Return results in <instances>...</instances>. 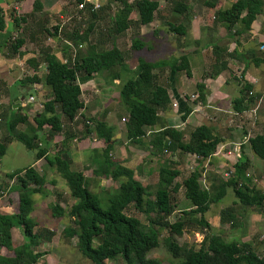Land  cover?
<instances>
[{
    "label": "trees",
    "instance_id": "obj_1",
    "mask_svg": "<svg viewBox=\"0 0 264 264\" xmlns=\"http://www.w3.org/2000/svg\"><path fill=\"white\" fill-rule=\"evenodd\" d=\"M0 0V32L9 31L11 35L6 41V47L11 55H21L29 25V15H17L15 9L1 6ZM122 5V10L109 21L107 35H117L131 25H144L153 21L154 12L157 10V0H136L130 5L127 0H113ZM208 4V3H206ZM34 11H39L41 5L34 2ZM134 8L138 13L136 21L127 19L130 10ZM171 10L183 15L187 7L180 1H173ZM98 12H87L92 19L84 32H72L64 34L69 45H65L60 51L62 58L58 57L51 49L44 47L40 51L42 63L45 65L46 74L44 85L51 93V99L42 103V111L35 114L32 123L27 115L21 114V108L9 109L6 120L7 135L0 140V162L7 151L8 144L20 142L28 150H36L35 160L44 161L53 167L57 174L64 180L69 195L74 203L68 211H64L58 203L50 206L51 215L54 218L67 216L72 226H65L62 235L67 239H74L78 252L86 258L89 264H108L109 262L122 260L123 264H162L159 260L149 258L148 253L159 245V233L157 228L168 229L170 234L181 236L185 229L209 230L210 224L205 219V214L213 204H217L227 193L231 191L238 205L243 209H253L257 213H263L264 191L251 184V178L246 176L249 168V160L239 158L231 167L228 178L220 174L207 176L209 185H202L201 178L203 168L201 162L181 180L175 164L170 157L164 159V166L158 171V180L155 191L150 187H144L134 176L133 171L111 160L109 151L113 132L106 123L97 119L91 120V126L84 124L83 138L93 134L104 142L105 147L101 151H92V161L96 168L92 170L94 178H104L119 181L117 188L106 191V197H101L104 192L90 190V179L83 172L74 171L71 168L72 160L64 144L52 156L47 155L46 148H40L37 141L38 134L44 128L48 129V137L63 132V123L60 115L68 123H73L84 109V103L80 100L81 89L79 80L90 81L96 72H106L113 80L121 78L122 65L125 63L123 54L115 46L108 49H99L96 44H88L83 53H79L78 47L86 41L87 33L94 29V21L99 18ZM264 17V0H237L228 9L219 10L214 18L226 24L227 29H234V34L246 32L258 16ZM28 25V26H27ZM238 26V27H237ZM183 31L184 29L181 28ZM55 33L57 28H54ZM168 31L173 34H181L178 27L168 24ZM19 33L13 38L14 33ZM261 33L264 37V21L261 24ZM52 36V34H50ZM35 41V40H34ZM33 41V42H34ZM145 46L140 40H133L131 49L139 50ZM72 49L76 51L73 52ZM69 51V52H68ZM73 52V53H72ZM254 53V50L252 51ZM68 53V54H67ZM257 63L264 64V51L259 54ZM36 60L27 61L32 68L38 66ZM139 71L137 75L123 82L118 90L120 104L127 113L125 123L128 141L141 142L142 137L148 134L149 145L160 153L169 150L170 153L179 151L192 154L206 160L211 157L221 143V138L212 127L201 124L190 133L186 142L183 136L174 128L166 125L164 119L159 116V111L168 109L170 98L167 88L157 81L155 70L169 68L172 72L183 71L190 76L187 59L181 57L177 61L149 62L144 59L137 60ZM217 73V72H216ZM215 73V74H216ZM38 82L36 76L20 80V86H31ZM238 97L231 101L232 111L240 114L248 108L246 105L256 100L252 94V87L244 81H240ZM31 90V88H29ZM198 100L204 102L206 91L202 83L196 85ZM29 90V92H30ZM190 114L186 110L181 116L182 120ZM23 125L24 130L18 129ZM151 128L146 134V129ZM155 128L160 129L155 133ZM67 134V133H66ZM74 138V137H73ZM67 134L65 144L73 139ZM45 141V140H44ZM248 147L251 153L259 160L264 161V134H256L248 139ZM1 165V163H0ZM15 184L10 187L17 194V208L13 214L0 212V264H42L39 259L43 253H38L35 246L42 240H48L49 232H35V221L31 218L34 209V195L46 197L45 184L47 179L40 175L32 166L5 174ZM0 185V197L2 195ZM179 189L183 190V197L190 205L181 212L180 217L173 223L167 221V217L176 206L172 194ZM102 190V189H101ZM131 206L133 210L144 215L147 224L139 219L129 216L125 210ZM231 207L224 210L230 227L236 226L237 217ZM22 231L25 242L19 246L12 245V230ZM165 249L175 261L174 264H264V255L256 253L250 243L240 241H225L220 235L211 234L204 237L202 243L195 248L193 246H178L169 238L164 240ZM3 250H7L5 254Z\"/></svg>",
    "mask_w": 264,
    "mask_h": 264
},
{
    "label": "crops",
    "instance_id": "obj_2",
    "mask_svg": "<svg viewBox=\"0 0 264 264\" xmlns=\"http://www.w3.org/2000/svg\"><path fill=\"white\" fill-rule=\"evenodd\" d=\"M35 1H38L41 5L39 11H34L33 4ZM134 1L136 0H127L126 3L130 5ZM173 1H180L183 3L187 7L186 13L179 15L176 11L171 10L170 7ZM236 1L237 0H157L158 7L154 12L152 22L139 26L131 25V27L123 32L117 35L113 34L111 37L107 35V30L110 26L108 22L107 29H104V35L103 33L101 34L104 40L105 37L110 39L111 45L122 52L125 60V63L122 65L120 79L113 80L108 73L101 71L94 73L91 77L90 81L95 83L96 76H101L103 89L106 91L105 94L107 96H109L108 94H110L112 89H115L117 84L125 82V79L134 78L139 71L137 60L142 58H137V56H135L136 60L132 63L126 61L125 54L120 45L121 40L123 38L125 41H127V38L130 39V41L140 40L145 46L139 49V51L143 50L150 54V56H152L151 51H154L155 56L161 53L167 55L168 59L170 56H176V58H173L174 61L179 60L181 57L187 59L190 76L185 74V79L179 76V73L183 71L172 72L168 68L158 69L159 74L155 71L158 83L167 88V93L170 98L168 109L159 111L158 113L159 116L164 119L166 125L180 132L184 142L188 140L190 133L195 127L201 124L212 127L218 137L221 138V143L218 145L216 152L206 160H201L195 155L185 154L179 151L170 153L169 150H165V152L163 151V153H160V150L155 151L149 145L147 133L151 128L146 129L147 135L142 137L141 142L128 141L126 130L124 128L122 129L119 122V120H122V122H126L127 120V113L123 107L121 109L126 117L115 115L112 119V117L107 116L110 113L104 115L103 119L97 116L96 119L106 123L113 132V137L110 141L111 150L109 151L111 160L131 169L135 178L144 187L157 183L158 171L165 164L163 160L168 157L174 162L175 168L180 173L179 176H177V182H181L183 179L181 177H185L187 173L191 172L197 166L198 162H201L203 168L201 178L203 181L201 184L203 186L205 184L209 185L211 182L209 180L206 182L207 176H209V179L210 175L215 177V174L221 173V168H224V166H233L238 159L242 157L249 160V168L246 171V176L250 173L248 171L253 172L254 170H256V173H264V161L257 159L248 147V139L254 135L244 131L245 127L240 125L237 120L238 117L249 116L250 111H252L251 104H247L246 106L248 108L240 114L233 112L231 107V101L238 97V85L240 81H244L252 87V94L257 97L254 103L264 100V64H256L259 56L258 53L260 52L258 49L260 47L264 48V37L260 32L261 25L259 26L260 23L257 18L252 23L249 30L234 34V29H227L225 23L214 18L217 11L228 9ZM1 6L4 7V9H15L17 15L31 14L27 20L29 29L26 33L27 41H29L30 44H34L35 42L38 43L42 37L39 35L45 33L48 41L54 44L62 41V43H64L63 47L69 45L68 40L62 38L59 33L52 31L54 29L50 30V26L54 24L52 21L56 17L71 23L75 22L74 16L71 15L69 11V6L75 9L72 0H4L1 2ZM102 9L107 24V21H110L115 14L122 10V5L113 0H106ZM127 19L133 21L138 19V13L134 8L128 13ZM168 24L173 27H178L181 34L177 35L168 31ZM182 27L184 31L181 29ZM50 32H53L52 36ZM131 32L135 34L133 37H131ZM10 35V30L0 32V83L6 85L9 92L7 98H0V115L4 116L6 120L9 115V109L14 110L21 108L20 113L27 115V117L29 114H37L39 108L42 107L38 96L41 95L42 92H46V89H42L45 85L40 80L42 72H39L41 69L45 71V65L43 63H37V61L36 63L38 66L35 69L33 68V75L38 78V82L29 86L31 90L28 96H24L22 90L17 94L14 93L15 89L20 86L18 84L20 80L15 78L18 61L16 59L10 60L4 53L6 41ZM165 39L166 42L161 44ZM171 39H173V41ZM34 40L35 42H33ZM258 40L261 43H258ZM86 41L87 42H83L79 47L82 48L88 45V38ZM101 41L96 42V40H94V43L91 44H98ZM24 44H26V42H24ZM48 46V43H46L45 47L49 48ZM63 47L57 50L60 59L62 58V53L60 51ZM253 50L254 53L252 52ZM54 53L57 54L56 52ZM28 58L36 59L33 53H27L23 55V59L19 64H22L24 59L29 61ZM155 59L161 58L156 57ZM152 62L156 61L154 60ZM90 81L87 82L89 83ZM199 83L203 84L206 91L204 105L198 102L196 85ZM20 87L24 89L23 86ZM22 96L25 100H21L19 103L14 102L15 98ZM192 96H195V98H192ZM29 97H36V99L33 98L32 101H29ZM50 99L51 93L48 99L46 98V101ZM86 102L87 101H85L84 109L80 112L79 116H82L81 114H86L84 112L87 106ZM3 103L7 105H2ZM36 104H38V108ZM14 105H17V108H14ZM188 109L190 110V114L186 116L185 120H182L181 116ZM225 114L228 116H225ZM77 121L78 119L76 118L73 123H65V125H63V132L54 135L51 139L49 137L46 138L47 133L42 135V137L45 136L43 148L47 149V155H51V149L54 144H59L60 147L64 144L73 161L76 154H86V152H88V142L97 138L87 137L81 140L83 143L77 142L75 135L80 127ZM86 122H88V119ZM248 124H250V122H248ZM251 124L253 125V122ZM159 131L160 129L155 128V133ZM66 133L72 135V138H74L65 144L66 141L64 137L67 135ZM259 134H264V132ZM76 142L78 145L75 146L74 143ZM104 147L105 145L102 141L101 148L103 149ZM82 150L83 152H81ZM94 150L100 151L99 148L92 149L91 151ZM89 160L93 164V166L92 164L91 166L93 167L92 170H94L96 168V163L91 159ZM39 161L40 159L35 162L34 166L37 164L39 165ZM191 168L192 170L188 171ZM77 171L81 172L79 170ZM249 175L251 176V174ZM250 178L253 179L252 176ZM102 182H104V180ZM117 183L119 184V181H117ZM256 184L258 188H262L264 191V174ZM99 186L101 187V185ZM182 206L186 207L185 209L189 207L187 203L182 204ZM232 207L237 217L235 226V228L238 229L237 236L241 238L242 243H250L256 253L261 254L264 252V212L259 214L250 208L243 209L238 205L235 198L232 199ZM206 221L209 223L208 220ZM258 222L259 224L261 223L263 227L255 230L254 228L257 226ZM256 231L260 233L258 234L259 237ZM257 240L259 242H257Z\"/></svg>",
    "mask_w": 264,
    "mask_h": 264
},
{
    "label": "rangeland",
    "instance_id": "obj_3",
    "mask_svg": "<svg viewBox=\"0 0 264 264\" xmlns=\"http://www.w3.org/2000/svg\"><path fill=\"white\" fill-rule=\"evenodd\" d=\"M69 11L71 15L74 16L73 17L75 19L74 23L61 20L58 17H56L52 21L54 22V24L50 26V30L57 28L56 33H59V35L62 38H64L62 34L63 32L64 34H66V32L70 33L73 31V29L81 33L86 31L88 24L92 20L89 17V13L77 12L74 8L70 6H69ZM99 15H100L99 18L96 21H94L93 31L91 33H87L86 38H88V44L94 43L93 42L94 40H96V42H99L102 40L100 43L96 45L99 49L103 50V49H106V48L108 49L111 47L110 39L105 37V40H104L101 35L102 33L104 35L105 33L104 29L105 30L107 29L106 27H108L107 25L109 21H107V24H106V17L103 15V13H99ZM83 17H85L86 19ZM257 18L259 20V23H260L259 26H260L262 22L264 21V17L260 15ZM52 31H55V30H52ZM19 33L20 32H17L14 35L18 37ZM50 34H53V32H50ZM134 35L135 34L131 32V37H133ZM24 36H25L24 39H25L26 44H23V46L21 47L22 49L20 51L22 55H13V54L11 55L7 47L4 48V53L10 60L16 59L18 61V65H16L17 73L15 75V78L17 80H23L25 78H30L33 75V68H31V66L28 63H26L27 60L24 59V62L22 64H19V62L22 61L24 54L33 53L36 59L28 58V60L33 59V60L38 61L39 63H42V59L40 57L41 56L40 51L44 49L46 43H48L49 49H51L52 52H56V53H57V50H60L64 45L62 41L55 43V44L52 43L51 41H48L47 35L45 33H42L41 35H39V36H42L41 40H39L38 43L34 41L35 42L34 44H30L29 41H27V35H24ZM171 40L173 41V39ZM164 42H166V39L163 42H161V44ZM257 42L261 43L259 40ZM131 43H132V40L130 41V39L127 38V41H125V39L123 38L120 44L122 51L125 54V59L129 63H132L133 61L136 60L135 56H137V58H142L146 61L149 60V62H152L154 60L170 62V60L174 61L173 58H176V56H170L168 59L167 55L161 54V53L155 56L154 51H151L152 56H150V54H148L147 52L143 50L135 51L131 49ZM150 43L153 44L152 42ZM87 46L88 45H85L82 48L78 47L77 50L79 51V53H83L87 49L86 48ZM72 50L73 52L76 51L75 49H72ZM258 51H260L258 53L259 55L260 53L264 51V48L260 47ZM156 57H160L161 59H155ZM155 71H157L159 74V70H155ZM39 72H42L40 80L43 83L44 76L46 74V69L45 71L44 69L43 70L41 69ZM179 76H182L185 79L184 72L179 73ZM102 82L103 81L101 80L100 75L96 76L95 83L91 81L89 83L84 82L81 79L79 80L80 89L82 87V91H81L82 95L80 96V100L83 103L87 101L86 102L87 106L85 107V111H84L86 114L84 115L81 114L82 116H79L80 115L79 114L77 117L78 119L77 123L80 124L79 130H77V133L75 135L77 138V142L83 143V141H81L83 139L82 133H84V124H86L87 119L89 123L86 125L91 126V120H95L97 116H100L101 119H103L104 115H106L107 113H110L107 116L112 117V119L114 118L115 115L116 116L121 115V116L126 117V115H124L123 110L121 109L122 105L120 104V99L117 94L122 82L120 84H117L114 90L112 89L110 94H108L109 96L105 94L106 91L103 89L104 87H103ZM239 85H240V82H239ZM239 85H238V88L240 89ZM23 88L24 89H21V87L19 86L18 88L15 89L14 93L17 94L20 90H22L24 96H28L29 90H30L29 86H26ZM42 89H46V92H42V94L38 96L40 99L39 102L41 103V106L43 105L42 103H44V101L46 102V98L48 99V96L50 95V91L48 88L44 86L42 87ZM41 90H38V91H41ZM8 96H9V92L6 88V85H3L2 83H0V98L3 97L5 99ZM33 98L36 99V97H33ZM198 102L199 104H202V105L205 104V101L202 102L199 100ZM2 105H7V104L3 103ZM36 105L38 108V104ZM251 107H252V111H250L248 117L246 116H243L240 118L238 117L237 120L240 125L245 127L244 131L249 132L251 135L263 133L264 132V100L262 102L260 101L257 103L252 102ZM41 111H42V107L39 108L38 113H40ZM225 116H228V115L225 114ZM33 117H34V114H29L28 116V119L31 123H32ZM60 118L63 119L62 120L63 125H65V123L66 124L68 123L64 119L63 116L60 115ZM119 122L122 126V129L123 128L125 129L126 122L124 121L122 122V120L121 121L119 120ZM248 122H250V124H248ZM252 122H253V125L251 124ZM5 123H6V119L4 118V116H1L0 140H2L7 135ZM18 129L24 130V126L20 125L18 126ZM44 133H47L46 138H48L47 128H44L38 134L40 140L37 141V145L40 148L44 147V142H45L44 137L45 136L42 137ZM88 137H95V136L91 134ZM77 142L74 143L75 146L78 145ZM88 147H89L88 152H86V154L85 153L76 154V157L74 156L75 159L74 161L72 160L71 168L74 171L79 170L83 172L85 176H87L91 181L90 186H89L90 190L95 191V192L100 190L104 192V194H102L101 197L105 198L106 191H103V190L115 189L117 188L118 183L117 181L110 180V179L105 180V179H99V178L93 177L92 175L93 164L89 160L93 156L92 155L93 152L91 150L97 149V148H99L100 151L103 150L101 148L102 140L92 139L88 142ZM60 148L61 147L59 146V144H54L51 149L52 153L50 156L54 155ZM81 152H83V150ZM90 152H91V156H90ZM35 154H36V150L34 151L28 150L20 142L14 141L11 144H8L7 151L5 155L2 157L1 162H0L1 163L0 165V185L1 187H3L2 195L0 197V212L4 214H13L16 211L17 203H18L17 194L10 190V187H12L15 184V180L8 179L5 176V174L11 173L16 170L24 169L29 166L35 167V171L40 175H44L47 179V183L45 184L47 195L46 197H42L36 194L33 197L34 209L31 213V218L35 221L34 231L40 232L41 234L43 233V231L51 233L48 240H42L38 242V244L34 247L38 253H43V257H41L39 261L42 264H89L90 262L78 252L76 248L75 240L67 239L62 235V231L65 226H72L71 220L67 216H64L62 218H54L51 215V210H50L51 205L58 203L64 211H68L70 206L74 203V200L69 195V192L65 185L64 180L61 179V177L57 174L55 169L51 167L50 165H48L44 161V159L42 160L40 159L39 165L37 164L36 166H34L36 162ZM228 169H229L228 167L224 166V168H221V173L228 171ZM188 171H190V169ZM255 171L256 170H254L253 172L252 171H248V172H250L249 174H251V176L253 177V179H251V184L256 186L257 185L256 182H258L263 177L264 173H256ZM249 174L248 176L251 177ZM220 175L223 176V173ZM181 178H184V176ZM103 180L104 182H102ZM99 185H101L102 188ZM148 187H150V191L153 193L155 191L156 184L149 185ZM172 197H173V202H175L176 206L174 207L173 212L167 217V221L169 223H173L176 220H178V218L181 215V212L186 208L182 206V204L187 203L188 205H190V203L186 199L183 198L182 189H180V191L178 190L176 194H172ZM233 198H234L233 193L231 191H228V193L217 204H213L210 206L209 211L205 214L206 220H208L210 223V229L207 231L205 230L200 231L199 229L197 230V229L189 228V229H185L181 236H176L174 234H170L168 229L157 228V226H154L159 233V238H158L159 245L156 249L150 251L147 254L148 257L157 259L162 264H174L175 263V261L171 258L170 254L165 249L164 240L166 238L171 239L180 247L193 246L195 248H198V246L202 243L204 237L209 236L211 234L220 235L225 241H228V242L229 241H237V242L240 241L241 242V238L237 236L238 229H236L235 226L230 227L231 222H229L226 215L223 214L224 210L226 209L229 210L232 207ZM263 212H264V207H263ZM125 213L129 216L136 217L143 224H147V220L145 216L133 210L131 206H129L125 210ZM261 227L263 226H261V223L259 224L258 222L257 226H255L254 229L257 230V229H260ZM256 233L257 235L260 234L257 231ZM11 234H12L13 247L19 246L20 244L24 243L26 240L22 231L18 229H13ZM257 242L259 241L257 240ZM3 251L5 252V254L8 253L7 250H3ZM261 254L264 255V252H262ZM108 264H123V262L122 260L118 259L117 261L109 262Z\"/></svg>",
    "mask_w": 264,
    "mask_h": 264
},
{
    "label": "built area",
    "instance_id": "obj_4",
    "mask_svg": "<svg viewBox=\"0 0 264 264\" xmlns=\"http://www.w3.org/2000/svg\"><path fill=\"white\" fill-rule=\"evenodd\" d=\"M74 5H75V10L77 12H83V13H87V12H98L99 10L102 9L103 5L105 4L106 0H72ZM16 36L13 35V38L14 39ZM192 98H195V96H192ZM33 100V97H29V101H32ZM165 152V150H164ZM192 169H190L191 171ZM223 173V176L225 178H228L229 177V174H230V171H225V172H222ZM222 176V177H223ZM223 177V178H224ZM203 181V179H201V182ZM261 190H263L261 188Z\"/></svg>",
    "mask_w": 264,
    "mask_h": 264
},
{
    "label": "water",
    "instance_id": "obj_5",
    "mask_svg": "<svg viewBox=\"0 0 264 264\" xmlns=\"http://www.w3.org/2000/svg\"><path fill=\"white\" fill-rule=\"evenodd\" d=\"M21 100H25V99H24L23 97L15 98V99H14V102H15V103H19ZM16 106H17V105H14L13 107H14V108H17Z\"/></svg>",
    "mask_w": 264,
    "mask_h": 264
}]
</instances>
